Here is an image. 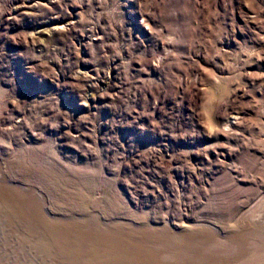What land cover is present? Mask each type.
Segmentation results:
<instances>
[{"label": "rangeland", "instance_id": "374dc122", "mask_svg": "<svg viewBox=\"0 0 264 264\" xmlns=\"http://www.w3.org/2000/svg\"><path fill=\"white\" fill-rule=\"evenodd\" d=\"M0 196V264H264V0H0Z\"/></svg>", "mask_w": 264, "mask_h": 264}, {"label": "bare ground", "instance_id": "6f19581e", "mask_svg": "<svg viewBox=\"0 0 264 264\" xmlns=\"http://www.w3.org/2000/svg\"><path fill=\"white\" fill-rule=\"evenodd\" d=\"M3 174H4V173H3ZM3 174H2V175H3ZM3 180H4V179H3ZM2 189H3V188H2ZM26 191H27V190H26ZM27 196H28V195H27ZM0 197H1V196H0ZM2 199H3V198H2ZM4 199H5V198H4ZM32 200H33V199H32ZM18 207H19V206H18ZM12 209H13V208H12ZM19 215H20V213H19ZM18 219H19V218H18ZM19 225H20V224H19ZM68 225H69V224H68ZM50 227H51V226H50ZM70 227H71V226H70ZM85 227H86V226H85ZM23 228H24V227H23ZM20 230H21V229H20ZM98 232H99V231H98ZM93 233H94V232H93ZM99 233H100V232H99ZM74 235H75V234H74ZM80 235H81V234H80ZM118 235H119V234H118ZM78 236H79V235H78ZM99 236H100V235H99ZM108 236H110V235H108ZM75 237H76V236H75ZM75 237H74V238H75ZM110 238H111V237H110ZM117 238H118V237H117ZM45 241H46V240H45ZM107 241H110V242H111V240H107ZM128 241H129V240H128ZM83 242H84V241H83ZM113 242H114V241H113ZM121 242H122V241H121ZM72 243H73V242H72ZM76 243H77V242H76ZM106 244H107V243H106ZM111 244H112V243H111ZM114 244H115V243H114ZM114 244H113V247L116 245V244H115V245H114ZM129 244H130V243H129ZM73 245H74V244H73ZM109 246H111V245H109ZM118 246H119V244H118ZM122 246H123V242H122ZM122 246H121V247H122ZM50 247H51V246H50ZM101 247H102V246H101ZM128 247H129V246H128ZM68 248H70V246H69ZM99 248H100V247H99ZM109 248H110V247H109ZM119 248H120V247H119ZM119 248H118V250H117V248H116L117 252L119 251ZM78 249H79V248H78ZM123 249H125V247L122 248V250H123ZM65 250H66V249H65ZM111 250H114V249H111ZM120 250H121V248H120ZM136 250H137V249H136ZM52 251H53V250H52ZM66 251H67V250H66ZM66 251H64V252H66ZM71 251H72V250H71ZM71 251H70V252H71ZM92 251H93V250H92ZM126 251H127V250H126ZM138 251H139V250H138ZM141 251H142V250H141ZM148 251H149V250H148ZM64 252H63V253H64ZM112 252H113V251H112ZM112 252H110V257H111V253H112ZM117 252H116V253H117ZM127 252H128V251H127ZM97 253H98V252H97ZM119 253L121 254L122 252L119 251ZM128 253H129V252H128ZM130 253H131V252H130ZM139 253H140V252H139ZM142 253H143V251H142ZM66 254H67V253H66ZM71 254H72V253H71ZM79 254H80V252H79ZM89 254H90V253H89ZM107 254H108V253H107ZM126 254H127V253H126ZM140 254H141V253H140ZM60 255H62V257H63V256L65 255V253L62 254V251H61V254H60ZM73 255H74V254H73ZM75 255H76V254H75ZM115 255H116V254H115ZM115 255H114V256H115ZM124 255H125V254H124ZM137 255H138V254H137ZM141 255H142V254H141ZM146 255H147V254H146ZM66 256H67V255H66ZM66 256H65V257H66ZM81 256H82V255H81ZM81 256H80V258H81ZM84 256H85V255H84ZM108 256H109V255H108ZM112 256H113V255H112ZM117 256L120 257L118 254H117ZM117 256H116V257H117ZM128 256H129V254H128ZM128 256H127V257H128ZM132 256H133V255H132ZM142 256H143V255H142ZM142 256H141V257H142ZM152 256H153V255H152ZM67 257L70 258L69 260H72V259H73L72 256H71V257L69 256V254H68ZM101 257H103V256H101ZM127 257H126L125 259H127ZM139 257H140V256H139ZM82 258H83V257H82ZM82 258H81V259H82ZM98 258H100V257H98ZM108 258H109V257H108ZM114 258H115V257H114ZM123 258H124V257H123ZM134 258H135V256H134ZM136 258H137V257H136ZM62 259H63V258H62ZM74 259H75V257H74ZM74 259H73V260H74ZM78 259H79V257H78L77 259H75V260H78ZM109 259H110V258H109ZM111 259H112V258H111ZM130 259H131V258H130ZM75 260H74V261H75ZM87 260H88V259H87ZM144 260H146L145 257H144ZM67 261H68V260H67ZM80 261H83V259H82V260H79L78 262L80 263ZM125 261H127V260H125ZM133 261H134V260H133ZM150 261H151V260H150ZM78 262H77V263H78ZM84 262H86V261H84ZM88 262H91V261L88 260ZM88 262H86V264H88ZM143 263H144V262H143ZM150 263H151V262H150ZM153 263H154V262H153ZM82 264H83V262H82ZM110 264H111V263H110ZM129 264H130V263H129Z\"/></svg>", "mask_w": 264, "mask_h": 264}]
</instances>
